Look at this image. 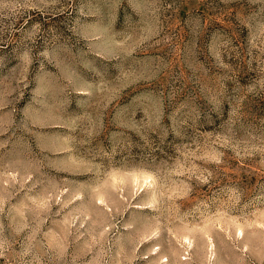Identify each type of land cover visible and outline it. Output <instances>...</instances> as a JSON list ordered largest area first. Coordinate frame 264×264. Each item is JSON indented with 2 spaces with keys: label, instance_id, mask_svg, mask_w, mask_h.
<instances>
[{
  "label": "rangeland",
  "instance_id": "1",
  "mask_svg": "<svg viewBox=\"0 0 264 264\" xmlns=\"http://www.w3.org/2000/svg\"><path fill=\"white\" fill-rule=\"evenodd\" d=\"M0 264H264V0H0Z\"/></svg>",
  "mask_w": 264,
  "mask_h": 264
}]
</instances>
